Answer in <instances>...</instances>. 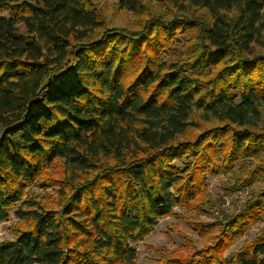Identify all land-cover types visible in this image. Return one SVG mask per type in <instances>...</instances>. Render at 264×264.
<instances>
[{"label":"trees","instance_id":"16d2710c","mask_svg":"<svg viewBox=\"0 0 264 264\" xmlns=\"http://www.w3.org/2000/svg\"><path fill=\"white\" fill-rule=\"evenodd\" d=\"M151 2L178 15L156 18ZM117 7L148 18L108 29L92 0H0V223L18 203L35 207L16 212L31 226L0 242V264H139L131 243L191 204L220 146L227 161L264 154V0ZM182 42L184 60L161 59ZM58 160L60 209L22 202ZM262 217L264 188L214 244L154 264H264V232L222 258Z\"/></svg>","mask_w":264,"mask_h":264},{"label":"rangeland","instance_id":"374dc122","mask_svg":"<svg viewBox=\"0 0 264 264\" xmlns=\"http://www.w3.org/2000/svg\"><path fill=\"white\" fill-rule=\"evenodd\" d=\"M92 1L108 29L131 30L135 28L136 22L139 20L144 22L148 18L146 16L138 18L120 10L117 7V0ZM147 6L150 14L156 18L170 20L173 15H178L175 12L167 13L168 11L157 3H147ZM0 14L8 15V11H1ZM202 14L204 11L201 10L193 13L201 19L200 22H204L205 17ZM182 45L183 42L173 46L168 54H162L161 59H167L171 54L176 61L184 60ZM257 51L264 54V50L257 49ZM261 120L260 128L264 130V109L261 111ZM213 125L216 126L218 123L211 121L205 124L204 128L207 129ZM4 130L0 127V134ZM198 132L193 131V136ZM219 143L222 145L220 141ZM219 143L217 142V145ZM225 156L226 147L220 146L219 151L214 154L216 165L213 167V173L209 172L208 167L200 173V190L190 205L174 207L172 213L160 219L158 225L143 241L131 243L132 248L136 250L137 263L154 264L160 261L165 253L179 252L190 255L214 244L222 225L239 213L251 197L264 188V173L257 172L252 178L245 180L256 172L257 168L264 166V154L234 161H227ZM192 160L190 158L187 163L191 164ZM173 164L182 169L185 161L184 159L176 160ZM199 168L202 169L198 166L196 170L199 171ZM63 177L62 162L58 160L45 169L25 190L22 202H32L45 209H60L69 195L68 190L60 183ZM28 210H35V207L18 203L11 209L8 219L0 223V242L14 240L19 232L31 226L28 219H20L16 213ZM262 232H264V217L247 228L242 235L234 237L231 245L222 253V258L230 259L243 245L251 242Z\"/></svg>","mask_w":264,"mask_h":264}]
</instances>
